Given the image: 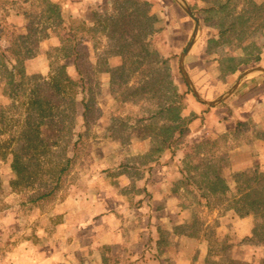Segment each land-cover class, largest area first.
Wrapping results in <instances>:
<instances>
[{"label":"rangeland","instance_id":"374dc122","mask_svg":"<svg viewBox=\"0 0 264 264\" xmlns=\"http://www.w3.org/2000/svg\"><path fill=\"white\" fill-rule=\"evenodd\" d=\"M134 1L137 18L124 0H0V264H169L202 257V246L201 264H264V209L242 215L237 202L264 186V102L254 108L264 75L218 107L198 103L177 68L192 22L173 0ZM186 2L200 33L184 68L212 101L264 66V0ZM122 14L130 23L112 38L105 20ZM62 66L74 81L64 90L85 95L91 117L83 126L62 97L37 144L30 99L41 83L29 78L64 85ZM78 134L58 189L38 198Z\"/></svg>","mask_w":264,"mask_h":264},{"label":"trees","instance_id":"16d2710c","mask_svg":"<svg viewBox=\"0 0 264 264\" xmlns=\"http://www.w3.org/2000/svg\"><path fill=\"white\" fill-rule=\"evenodd\" d=\"M124 1H125V3H127V2L132 3L133 2V4H135V5H133V7L135 8L134 12L136 13L135 18H137L138 12H139V9L137 7V2H135L134 0H129V1L124 0ZM127 15L128 14H125V16H124L122 14V18L120 20L114 19L112 17H109L105 20V24H106L105 27L111 28V30L108 32V34L112 38H114V35L117 34V32L119 31L120 28H122L123 26L125 27L126 24L130 23L129 20H127V18H128ZM144 16H146V14H144ZM147 21H148V19H147ZM69 23H71V21H69ZM232 23H234L233 26H235L236 22H232ZM144 26L146 28L147 27L151 28L152 24H149L148 22H146V23H144ZM69 27L71 28L70 25L66 26V28H69ZM224 34H225L224 32H222V33L220 32L219 37L223 36ZM68 36L72 40L75 38V36L70 32H69ZM120 39H122L121 35L118 36V38L116 40L120 41ZM258 62H259V58H256L255 63L258 64ZM246 64H248V62H246ZM233 71H235V69L231 70V72H233ZM61 75L64 77V81H65L64 85L59 84V82L56 78H53L52 81H50V82H48L46 79H43L40 77H30L29 78V80H33V82L40 81V83H41V84L36 83L35 87L33 88L32 92H31L32 99H30L32 107L34 106V109L36 112V117H37L35 119V120H37L35 136L33 135V138H35L34 141L37 144L42 143V139L39 137V135H38L39 132L37 129L39 124L43 123L42 118H48L49 119L47 122L48 125L50 126V128L54 127L55 126V122H54V115L55 114L54 113H56L55 107H57L59 105L58 103L62 102L64 97L69 96V98L70 97H71V99L73 98V101L71 103V105L73 107V113L76 114V110L78 109V107L80 108L81 122H82L83 126L84 125L86 126L87 120L89 119V117H91V112H90V107H89L90 104H89V102H87L86 96L82 94L77 101L76 100L74 101V96L73 95L70 96V94H68V91L64 90V88L67 87V85L74 86V81H72L71 78H69L68 75H66L63 66L61 67ZM10 79L12 80V76L10 77ZM11 83H12V81H10V84ZM74 108H75V110H74ZM77 112H78V110H77ZM63 113H64V110L61 109V114H62L61 118H63V115H64ZM0 118H1V115H0ZM178 118H179V115L177 116V119ZM39 119H41V120H39ZM182 131H184V129L182 127L179 128V130H178L179 136L182 133ZM80 138H81V134H78V140H76L72 143L71 148H70V156H68L65 159V162L61 166L59 165L57 167V169L52 170V172H53L52 186L48 190H46V192H43L42 194H40V196L38 198L49 197L53 194V192L56 189H58L63 175L66 173V171L69 169V167L75 161L76 155L78 153ZM30 139H32V137H30ZM211 142L214 143L213 141H211ZM14 169L16 170V168H14ZM210 172L212 174L211 175L212 177L209 176L207 178L208 181L214 185H216V182L219 184H222V192L224 194H227V192H229L230 189L226 185L225 180L220 176V171L216 168H211ZM260 176H263V175L261 174ZM242 201H243V203H245V202L247 203V206H248V208H246L247 210H244V208H241L245 211L242 213L241 212L242 210L237 208L235 211L237 213H242V215L253 214L254 216H257V214L260 211V207H263V209H264V186L262 187L261 190H255L254 188H250L248 193H245L244 196H242L241 198H239L237 200L238 203H240ZM261 218H264V214L261 215ZM254 225L256 226V228L257 227L263 228L262 225H256V224H254Z\"/></svg>","mask_w":264,"mask_h":264},{"label":"water","instance_id":"95a60500","mask_svg":"<svg viewBox=\"0 0 264 264\" xmlns=\"http://www.w3.org/2000/svg\"><path fill=\"white\" fill-rule=\"evenodd\" d=\"M175 4L180 8V10L185 14V16L192 22V31L190 36L182 48L181 52L178 55L177 59V68L182 77L183 82L185 83L186 87L190 90L192 96L195 100L207 107H216L220 105L222 102L226 101L240 86L241 84L247 80L249 77L254 75H264V66H255L248 68L241 72V74L237 77V79L231 84V86L218 98L212 101H208L203 99L196 88L194 87L190 77L188 76L187 72L184 68V59L192 49L193 45L195 44L196 40L198 39L200 33V26L199 21L196 15L191 10L190 6L187 4L186 0H173Z\"/></svg>","mask_w":264,"mask_h":264},{"label":"crops","instance_id":"0c3cea01","mask_svg":"<svg viewBox=\"0 0 264 264\" xmlns=\"http://www.w3.org/2000/svg\"><path fill=\"white\" fill-rule=\"evenodd\" d=\"M198 40V39H197ZM197 40H196V42H197ZM196 42H195V44L193 45V47L196 45ZM192 47V48H193ZM192 50V49H191ZM191 50H190V52H191ZM190 52L188 53V55L185 57V59L189 56V54H190ZM185 59H184V61H185ZM189 76V75H188ZM190 77V76H189ZM191 79V78H190ZM192 81V80H191ZM255 101V100H254ZM264 101L261 99V101L258 99V101L256 100V105H254V108L255 107H257V106H260V104L261 103H263ZM252 105L254 104V102L253 103H251ZM264 104V103H263ZM216 107H218V106H216ZM211 108H213V107H211ZM226 122H228V121H221L220 123H216V125H217V127L218 128H224L225 127V125L226 126H228V124H229V122L228 123H226ZM242 123V118H239L238 119V122H236V123H234L233 124V126L232 127H234L235 126V128H236V126L237 125H240ZM231 127V128H232ZM130 246H132V245H130ZM200 247V246H199ZM202 248H204V252L202 253L203 254V256L201 257H198V258H196V259H194V258H176V257H174V258H171V260H170V263L169 264H201V259L203 260V259H205L206 258V255H207V252H206V246H202ZM159 260V259H158ZM157 259H155V261H156V263H161V260L162 259H160L159 261H158ZM202 264H203V262H202Z\"/></svg>","mask_w":264,"mask_h":264}]
</instances>
